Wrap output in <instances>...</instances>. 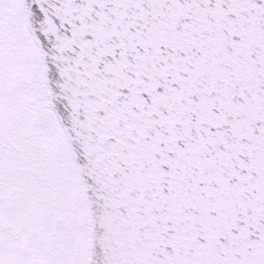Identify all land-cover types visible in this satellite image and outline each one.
Masks as SVG:
<instances>
[{
	"label": "snow or ice",
	"instance_id": "snow-or-ice-1",
	"mask_svg": "<svg viewBox=\"0 0 264 264\" xmlns=\"http://www.w3.org/2000/svg\"><path fill=\"white\" fill-rule=\"evenodd\" d=\"M0 264H264V0H0Z\"/></svg>",
	"mask_w": 264,
	"mask_h": 264
}]
</instances>
